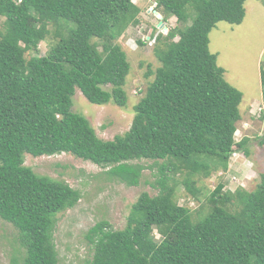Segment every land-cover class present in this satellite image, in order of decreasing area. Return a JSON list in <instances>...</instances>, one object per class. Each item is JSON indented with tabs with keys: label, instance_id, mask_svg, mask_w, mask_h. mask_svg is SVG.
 Returning <instances> with one entry per match:
<instances>
[{
	"label": "trees",
	"instance_id": "trees-1",
	"mask_svg": "<svg viewBox=\"0 0 264 264\" xmlns=\"http://www.w3.org/2000/svg\"><path fill=\"white\" fill-rule=\"evenodd\" d=\"M154 2L161 20L173 16L177 25L150 36L160 64L145 73L152 79L129 128L102 140L72 111V96L78 89L92 104L126 105L130 65L117 40L138 23V5L0 0V218L18 232L22 264H58L56 216L81 197L66 182L35 173L23 155L62 152L105 168L127 186L140 182L145 166L138 161L152 160L157 170L156 192L138 195L123 228L103 219L88 228L89 264H264V172L250 191L224 189L221 179L197 209L177 195L182 186L199 200L195 176L225 172L233 152L249 155L248 137H234L242 94L208 48L217 22H242L245 0ZM51 31L47 52L26 57ZM259 79L264 88V58Z\"/></svg>",
	"mask_w": 264,
	"mask_h": 264
},
{
	"label": "rangeland",
	"instance_id": "rangeland-1",
	"mask_svg": "<svg viewBox=\"0 0 264 264\" xmlns=\"http://www.w3.org/2000/svg\"><path fill=\"white\" fill-rule=\"evenodd\" d=\"M140 8L138 23L129 26L117 40L126 53L130 68L123 89L127 96L123 107L109 102L90 103L78 89L72 96V111L83 115L102 140H111L123 134L130 126L133 106L144 95L152 75L145 76L148 69L154 70L160 63L153 53L154 39L158 31L167 32L168 27L177 25L170 16L165 22L155 10L154 0H132ZM245 16L240 24L219 21L209 32V51L216 54L217 64L224 69V77L241 94L239 103L240 119L236 122L235 140L248 137L249 155L241 151L229 158L228 169L217 170L209 177L195 176L201 189L199 200H194L182 186L177 195L180 204L197 209L205 206L208 194L219 181L225 188L253 190L264 172V88L259 79V65L264 58V0H245ZM159 14L160 17H157ZM3 18H0V28ZM162 21L163 26L158 23ZM52 28V27H51ZM137 39L143 41L142 45ZM55 40L53 31L38 43L30 55H44ZM24 165L39 174L64 181L79 190L80 199L70 208L57 214L53 239L58 255V264H89L93 248L86 238L89 227L100 220H107L114 229L123 228L131 204L142 191L154 194L151 186L155 179L156 167L152 160L138 161L145 166L136 186H127L104 174L105 168L78 158L70 153L32 156L23 155ZM222 179V180H221ZM206 209V208H205ZM196 211V210H195ZM192 211L193 218L197 213ZM155 237L158 234L155 233ZM24 249L19 243L17 230L0 218V264H22Z\"/></svg>",
	"mask_w": 264,
	"mask_h": 264
},
{
	"label": "water",
	"instance_id": "water-1",
	"mask_svg": "<svg viewBox=\"0 0 264 264\" xmlns=\"http://www.w3.org/2000/svg\"><path fill=\"white\" fill-rule=\"evenodd\" d=\"M157 15V17H160V15L159 14H156ZM158 25H160V27H162L163 26V22L162 21H160L159 23H158Z\"/></svg>",
	"mask_w": 264,
	"mask_h": 264
},
{
	"label": "built area",
	"instance_id": "built-area-1",
	"mask_svg": "<svg viewBox=\"0 0 264 264\" xmlns=\"http://www.w3.org/2000/svg\"><path fill=\"white\" fill-rule=\"evenodd\" d=\"M236 153H237V152H233V154H236ZM233 154H232V155H233Z\"/></svg>",
	"mask_w": 264,
	"mask_h": 264
}]
</instances>
